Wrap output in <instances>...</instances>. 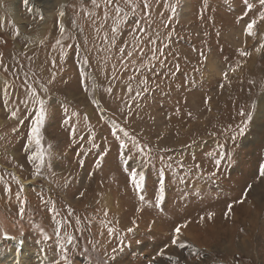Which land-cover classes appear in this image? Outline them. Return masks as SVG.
Wrapping results in <instances>:
<instances>
[{"label":"rangeland","instance_id":"374dc122","mask_svg":"<svg viewBox=\"0 0 264 264\" xmlns=\"http://www.w3.org/2000/svg\"><path fill=\"white\" fill-rule=\"evenodd\" d=\"M262 166L264 0H0V264H264Z\"/></svg>","mask_w":264,"mask_h":264},{"label":"bare ground","instance_id":"6f19581e","mask_svg":"<svg viewBox=\"0 0 264 264\" xmlns=\"http://www.w3.org/2000/svg\"><path fill=\"white\" fill-rule=\"evenodd\" d=\"M18 17V16H17ZM49 35V34H48ZM29 182H25L24 183V187L26 188V186H27V184H28ZM15 246H17V245H15ZM26 244L25 245H23V247L21 248V250H18L16 247V249L15 250H13V251H9V252H7V253H5L4 255H3V258L4 259H7V260H9V261H13V262H21V261H23V259L27 256V252L26 251H24L25 250V248H26Z\"/></svg>","mask_w":264,"mask_h":264},{"label":"snow or ice","instance_id":"6c2138e0","mask_svg":"<svg viewBox=\"0 0 264 264\" xmlns=\"http://www.w3.org/2000/svg\"><path fill=\"white\" fill-rule=\"evenodd\" d=\"M253 24H254V22L249 23V24L247 25V29H248L249 32H250L251 29L253 28ZM41 104H43L42 101H41ZM44 115H45V113H44V109H43V107H41V109L39 110V115H38V117H37V120H38V121H42ZM37 131H38V128H33V133H36ZM37 143H39V139H37ZM260 174H261L262 176H264V166H262V168H261V173H260ZM133 179H134V177H133ZM230 207H231V206H230ZM179 232H180V228L177 227V228L175 229V233H176V234H179ZM172 243H173V244H177V240H176V239H173ZM179 246H180V247H184L183 244H180Z\"/></svg>","mask_w":264,"mask_h":264}]
</instances>
